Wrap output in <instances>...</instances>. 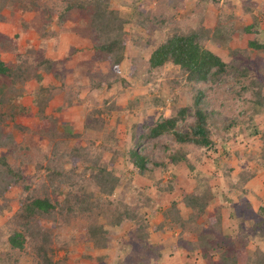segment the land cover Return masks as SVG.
I'll return each mask as SVG.
<instances>
[{
  "label": "rangeland",
  "instance_id": "obj_1",
  "mask_svg": "<svg viewBox=\"0 0 264 264\" xmlns=\"http://www.w3.org/2000/svg\"><path fill=\"white\" fill-rule=\"evenodd\" d=\"M53 2L61 4V0ZM111 3L121 17L130 21L127 28L133 33L120 73L99 69L103 65L95 60L96 50L92 39L63 30H58L54 37L43 36L45 18L41 10L26 13L8 9L3 11L8 20L4 24L0 22V29L5 25L8 28L6 32L17 30L18 36L13 42L6 37V32L0 31V38L5 40L4 47L0 41V54L2 50L10 51L5 58L16 63L18 52L25 48L24 58H37L36 61L43 58L50 62L52 70L46 74L55 80L58 96L49 113L64 116V123L73 124L75 132L82 134L71 138L68 147L79 142L84 148H90L92 153H96L91 160H96L100 153L101 164L107 165L120 177L121 184L114 199L139 204L143 206L140 213L148 216L156 209L170 211L176 204L178 211L175 214L187 221L192 210L182 201L183 193L191 194L198 190L200 194L211 196L207 209L202 215L199 214L195 223L189 225V230L175 226L171 221H163L162 212L149 219L150 243L154 246H148L149 264H209L200 251L196 250L190 256L187 249L179 247L183 242H194L201 232L215 236L211 243L214 251L210 250L213 256H219L225 244L232 247V242H235V248L241 249L242 264L246 263L247 258H255L256 254L263 255L264 228L259 231L254 227L263 219L260 210L264 206V0H111ZM138 4L141 17L132 7ZM140 18L147 22L146 26L138 25ZM25 25L28 26L21 32V36H25L20 40L19 30ZM247 27L253 30L249 32ZM191 30L209 32L204 47L231 66L227 73L217 82L191 86L181 76L179 68L172 64L153 72L147 71L146 62L152 50L170 34ZM134 40L139 43H134ZM254 41L263 47H251L250 42ZM133 58L143 59L137 65L136 76H131ZM244 71L248 75L238 76ZM92 72L95 74L93 79L97 81L109 82L120 76L126 79L127 84H114L108 88L105 83L102 90H91ZM54 73L59 74L61 79L56 78ZM196 90L204 92L201 102L206 106L207 113L212 115L209 122L215 149L181 145L170 135L146 139L139 149L150 159L147 168L151 172L140 175L139 170L119 153L133 148L134 138L143 131L144 125L151 126L155 121L178 116L181 108H187L186 121L180 122L176 129L186 132V124L196 119L193 107ZM67 97L74 100L72 106L68 108L65 105V110L59 114L53 108L62 102L65 104ZM90 99H95L97 104ZM104 101L120 110H113L108 116L103 113L109 122L101 134L86 133L84 125L87 115L94 106L106 110ZM257 103L261 105L257 106ZM34 121L38 120L28 118L25 122L30 124ZM228 125L231 127L227 128ZM178 151L185 155L186 160L174 164L170 157ZM32 152L39 154L34 161H41L44 153ZM114 154L119 156L115 158ZM247 161L251 166L248 174L253 173L254 176L249 182H242L241 189H231L230 175L233 174L235 179L244 164L246 168ZM162 162L164 165L157 166ZM188 164H192L196 171L190 170ZM35 169L34 165L28 167V174L32 175L29 182L33 187H41V182L49 184L45 179L47 173ZM83 169L80 166L79 172ZM88 185L89 190L99 194L94 183L88 182ZM42 189L49 191L46 187ZM17 193L15 189L7 190L4 198L0 199V208L4 205L0 210V264H45L38 257L34 239L27 242L23 251L12 249L9 243L10 231L16 227L14 216L21 206ZM26 196L28 192L23 193V197ZM218 214L222 216L220 221L216 219ZM42 223L54 236L63 240L58 243L55 239L51 247L56 264H118L130 255V249L125 251L122 245L129 223L117 228L107 219L102 222L106 223L105 229L112 242L105 249L97 248L89 240L83 232L85 227L82 221L70 226L62 223L56 226L48 219ZM74 238L77 245L69 248L70 254H67L63 250V242L73 241ZM159 256H162L161 260H158Z\"/></svg>",
  "mask_w": 264,
  "mask_h": 264
},
{
  "label": "trees",
  "instance_id": "obj_2",
  "mask_svg": "<svg viewBox=\"0 0 264 264\" xmlns=\"http://www.w3.org/2000/svg\"><path fill=\"white\" fill-rule=\"evenodd\" d=\"M51 3L50 0L44 2L43 0H0V22L4 24L8 20L7 14L3 12L5 9L23 13L41 10L45 18L43 19V36L54 37L58 34V30H63L71 31L84 39H92L96 50L95 60L103 65L99 69H109L120 73L121 66L126 59L128 43L133 40V33L127 28L130 21L121 17L120 12L112 8L111 0H61V4H55L51 0ZM134 5H132L134 11L141 17L140 4ZM137 23L142 27L147 25V22L141 18ZM27 26L21 28L22 32ZM246 30L250 32L253 29L247 27ZM208 35L209 32L204 30L170 34L149 54L146 62L147 71L153 72L172 64L179 68L181 76L191 86L217 82L231 66L204 47V40L208 38ZM138 40L141 41L140 38ZM0 41L4 47L5 40L0 38ZM134 43L138 44L139 41L134 40ZM250 46L259 49L263 47L257 41L250 42ZM36 60L37 58L26 59L24 54H20L16 63L5 62L0 54V189H2L0 199L4 198L7 190L15 189L18 191L17 195L20 198L18 201L21 205L14 216L13 222L16 227L10 231L9 243L12 249L23 251L27 242L34 239L37 244L35 249L38 257L45 264H56L53 262L54 250L51 247L55 239L58 243L63 240L54 236L51 230L44 226L42 221L46 219L52 220L56 226L59 223L70 226L76 221H82L85 227L83 232L89 240L97 248L105 249L112 244L105 229L106 223L102 224L107 219L109 224L117 228H122L124 224L129 223L122 245L125 251L130 249V255L120 260L118 264H149L148 246L154 247L150 243L149 219L157 217L162 210L156 209L148 216L140 213L143 206L128 204L123 199H114L113 196L121 184V179L107 165L101 164L102 155L99 153L96 160H91L96 153H92L90 148H84L79 142L72 147L67 146L71 138L80 137L79 135L82 136V134L75 132L73 124L64 123V116L47 112L51 101L57 96L58 89L54 85L45 87L43 84V74L52 70L50 62L43 58L40 61ZM141 61L143 59H132L134 68L131 76H136L137 65ZM91 74H93L91 90H102L105 83L108 88L114 84H127L124 77L116 76L115 80L108 82L97 81L93 79L95 78L94 72ZM54 75L59 80L61 79L59 74L54 73ZM246 75L248 74L244 71L238 76ZM31 81L37 82L39 87L33 93L32 105H24L22 100L26 94L27 85ZM203 95L204 92L201 90L195 91L193 107L196 119L186 124V132L176 129L180 122L186 121L187 108H181L178 116L155 121L151 126L144 125L143 131L134 138L133 148L119 154L125 156L143 176L151 172L147 168L150 159L144 156L139 149L146 139L170 135L175 142L181 145H193L204 150L215 149L209 122L212 115L207 113L206 106L201 102ZM73 101L71 97H67L65 104L58 107L56 112L60 114L66 106L68 108L72 106ZM90 101L97 104L95 99H90ZM259 103L257 106L261 105ZM108 104L110 102L104 101L106 110H100L98 106H94L91 113L87 115L84 125L86 133L101 134L109 122L106 116L113 110H120L119 107ZM103 113H106V116ZM28 118L38 121L27 124L25 121ZM226 127L230 128L231 125ZM32 150L44 153L41 158L43 162L34 161L35 156L39 154L33 153ZM119 154H114L115 158ZM184 156L178 151L170 159L176 164L186 160ZM162 164L164 165V162L157 163V166ZM30 165H34L37 172L44 170L47 173L45 179L49 184L45 185L42 182L40 184L42 188H49V191L39 186L35 188L32 182H29V177L32 176L28 174ZM80 166L84 168L81 172H79ZM188 167L196 171L192 164H188ZM250 167L249 162L246 163V168L244 164L235 179L232 177L233 174L230 175L231 189L239 190L242 188V182L247 183L251 180L254 174H248ZM230 173L227 172V174ZM132 175L134 176V173ZM88 182L94 183L99 190L98 195L91 189L89 190ZM24 192H28V196L23 197ZM210 198L211 196L207 194L198 193V190L191 194L184 192L181 199L192 210L189 220L183 221L175 214L178 210L174 204L170 211L162 212L164 213L163 221H171V224L189 230V225L195 223L199 214L202 215L207 209ZM145 202L147 203L143 201ZM3 207L4 205L1 208ZM260 211L263 219L254 227L259 231L264 228V206ZM216 219L220 221L222 216L218 214ZM214 239L215 236L201 232L194 242H183L179 247L187 249L190 256L196 250L200 251L204 260L209 264H242L241 249L235 248V242H232V247H228L222 241L221 243L225 244L224 248L221 246L219 256H213L210 250L214 249L212 248ZM76 240L74 238L73 241L63 242V250L67 254H70L69 248L77 245ZM262 254H256L255 258H250V260L247 258L245 264H264V253ZM160 258L162 256H159L158 260H161ZM61 262L64 263V261Z\"/></svg>",
  "mask_w": 264,
  "mask_h": 264
},
{
  "label": "crops",
  "instance_id": "obj_3",
  "mask_svg": "<svg viewBox=\"0 0 264 264\" xmlns=\"http://www.w3.org/2000/svg\"><path fill=\"white\" fill-rule=\"evenodd\" d=\"M7 29H8L7 26L3 25V26H1L0 31H2V32L4 33V32H6ZM8 31H9V32H6V33H7L6 37H8V39H12L13 42H16V41H14V39L18 36V35H16V34L18 33V31H17V30H14V31L8 30ZM21 32H22V30L20 29V30H19V38H20V40L23 39V35L25 36V34H22V36H21ZM49 37H50V36H49ZM51 38H52V37H51ZM9 45H10V44H9ZM68 45L71 46L70 44H68ZM33 47H34L35 49H37L36 46H33ZM52 48H54V47H52ZM23 50H25V48H22V49H21V53L18 52V54H23V53L25 52V51H23ZM1 52H2V53H1V57H2L3 61H5V62H10L8 59L5 58V56L7 55V53L10 52V51H8V50H7V51L2 50ZM33 52H36V51L33 50ZM18 54H17V57L19 56ZM13 55H14V54H13ZM17 57H16V58H17ZM13 61H14V60H13ZM43 76H44L43 84H44L45 87H47V86H53V85H54L55 80L52 79L50 75L44 73ZM54 86H55V85H54ZM38 87H39V84H38L37 82H35V81H31L30 83H28L26 94H25V96L23 97V100H22L23 103H24V105H32V103H33V93L35 92V90H36ZM57 96H58V95H57ZM57 96H56V97H57ZM56 97H55V98H56ZM55 98L51 101V105H52V107L55 106V105H54V103H55V101H54ZM51 105H50V107H51ZM61 105H63V102H62L61 104H58V107H60ZM58 107H57V108H58ZM57 108H53V109L56 110ZM47 112L49 113V109H48Z\"/></svg>",
  "mask_w": 264,
  "mask_h": 264
}]
</instances>
